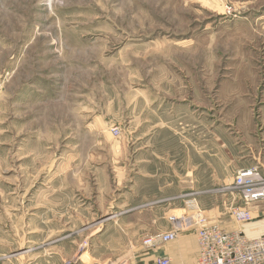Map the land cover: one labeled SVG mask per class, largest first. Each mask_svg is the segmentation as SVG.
<instances>
[{"label": "rangeland", "instance_id": "obj_1", "mask_svg": "<svg viewBox=\"0 0 264 264\" xmlns=\"http://www.w3.org/2000/svg\"><path fill=\"white\" fill-rule=\"evenodd\" d=\"M263 94L264 0H0V264H132L151 209L198 208L199 120Z\"/></svg>", "mask_w": 264, "mask_h": 264}, {"label": "crops", "instance_id": "obj_2", "mask_svg": "<svg viewBox=\"0 0 264 264\" xmlns=\"http://www.w3.org/2000/svg\"><path fill=\"white\" fill-rule=\"evenodd\" d=\"M243 94L244 92L239 95L243 96ZM245 94L248 97L250 93L245 92ZM234 116L237 118L230 125L220 124L219 119L214 118L212 128H214L215 140L213 146L206 140L205 131H201V128H206V119L199 120L198 140L189 142L188 150L184 155L186 166H184L185 172L182 175L183 189L181 193L186 191V197L194 196L193 200L197 203L199 211L211 221L221 224L227 230H240L247 237L254 239L264 236V200L244 206L239 195L228 189V186L233 184L236 173L242 168L259 165L264 171V94L256 108L254 107V98H252L251 102L249 100L246 102L245 108L240 106L234 110ZM151 126L155 131L153 119ZM227 128L231 132L228 135L230 141L222 139V137L227 138L221 133L222 129ZM141 160L143 162V159ZM163 163V161L158 163L162 170L158 171L157 178L160 181H167V184L163 182L162 188L168 189L169 185H172L169 180L174 179L177 174L172 173L169 167H164ZM151 172L154 173L153 170ZM222 187H225V190L221 192L227 197L225 199L217 195ZM174 198H179V194ZM237 206L246 208L253 220L237 222L232 215V208ZM176 209L189 210L184 206H177L174 210ZM154 210L151 209L150 212L155 216H152L153 218L145 226L148 231L141 236L144 239L158 232H166L170 228L169 217L171 215L160 220L157 219L158 213L156 212L158 210ZM198 252L196 228L190 224L181 231L176 240L154 249H148L138 255L132 264H158V260L162 256H168L171 264H196Z\"/></svg>", "mask_w": 264, "mask_h": 264}, {"label": "built area", "instance_id": "obj_3", "mask_svg": "<svg viewBox=\"0 0 264 264\" xmlns=\"http://www.w3.org/2000/svg\"><path fill=\"white\" fill-rule=\"evenodd\" d=\"M119 135V129L113 130ZM228 189L236 191L244 206L264 200V171L255 165L240 169ZM195 211L184 210L169 217L170 228L158 232L144 241L149 249L176 240L181 231L192 224L196 228L199 252L196 264H264V236L249 238L240 230H227L221 224L203 215L196 205ZM234 219L239 222L253 220L250 212L241 206L232 208ZM158 264H171L168 256H162Z\"/></svg>", "mask_w": 264, "mask_h": 264}, {"label": "bare ground", "instance_id": "obj_4", "mask_svg": "<svg viewBox=\"0 0 264 264\" xmlns=\"http://www.w3.org/2000/svg\"><path fill=\"white\" fill-rule=\"evenodd\" d=\"M82 259H83L84 261H88V258H87L86 256H82Z\"/></svg>", "mask_w": 264, "mask_h": 264}]
</instances>
